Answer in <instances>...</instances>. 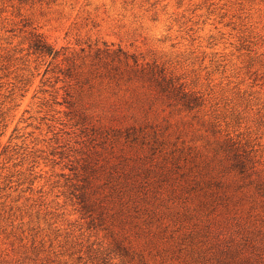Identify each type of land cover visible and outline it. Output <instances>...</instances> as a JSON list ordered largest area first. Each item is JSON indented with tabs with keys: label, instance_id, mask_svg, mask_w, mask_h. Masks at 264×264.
<instances>
[{
	"label": "rangeland",
	"instance_id": "374dc122",
	"mask_svg": "<svg viewBox=\"0 0 264 264\" xmlns=\"http://www.w3.org/2000/svg\"><path fill=\"white\" fill-rule=\"evenodd\" d=\"M0 264H264V0H0Z\"/></svg>",
	"mask_w": 264,
	"mask_h": 264
},
{
	"label": "trees",
	"instance_id": "16d2710c",
	"mask_svg": "<svg viewBox=\"0 0 264 264\" xmlns=\"http://www.w3.org/2000/svg\"><path fill=\"white\" fill-rule=\"evenodd\" d=\"M238 165H239V164H238ZM240 167L243 169V171L245 170V166H244L243 162H242V164H241Z\"/></svg>",
	"mask_w": 264,
	"mask_h": 264
}]
</instances>
